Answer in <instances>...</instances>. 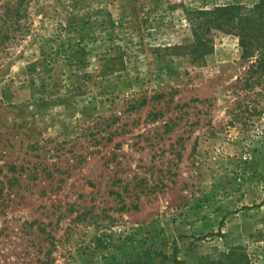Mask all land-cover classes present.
Wrapping results in <instances>:
<instances>
[{"label":"rangeland","instance_id":"obj_1","mask_svg":"<svg viewBox=\"0 0 264 264\" xmlns=\"http://www.w3.org/2000/svg\"><path fill=\"white\" fill-rule=\"evenodd\" d=\"M258 2L0 0V264H264V87L168 49Z\"/></svg>","mask_w":264,"mask_h":264},{"label":"trees","instance_id":"obj_2","mask_svg":"<svg viewBox=\"0 0 264 264\" xmlns=\"http://www.w3.org/2000/svg\"><path fill=\"white\" fill-rule=\"evenodd\" d=\"M192 31L190 42L175 45L170 50L185 55L194 62L203 63L210 55L213 35L216 31L234 34L239 38L242 59L250 62V68L258 74L253 86H263L264 82V0L247 6L241 4L215 6L211 9L199 8L186 10ZM232 249L226 255L228 264H248L246 255L233 258ZM174 264H185L174 254Z\"/></svg>","mask_w":264,"mask_h":264}]
</instances>
